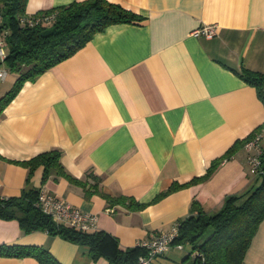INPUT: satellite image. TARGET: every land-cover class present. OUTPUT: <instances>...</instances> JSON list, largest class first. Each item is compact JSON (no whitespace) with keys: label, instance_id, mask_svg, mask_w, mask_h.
I'll list each match as a JSON object with an SVG mask.
<instances>
[{"label":"crops","instance_id":"1","mask_svg":"<svg viewBox=\"0 0 264 264\" xmlns=\"http://www.w3.org/2000/svg\"><path fill=\"white\" fill-rule=\"evenodd\" d=\"M71 1L26 0L23 14ZM109 1L143 19L95 32L25 81L2 110L0 192L17 197L42 187L96 213V229L125 249L169 230L190 214L192 200L210 213L228 195L256 185L239 141L264 126V103L240 72L264 73V0ZM207 24L216 25L215 36L194 34ZM12 77L2 90L0 83V96ZM50 149L60 151L65 171L80 182L54 174L42 180V167L30 173L19 162ZM223 156L209 176L191 181ZM173 183L186 185L156 200ZM105 194L144 206L127 208ZM0 244L41 246L61 264H107L104 257L93 259L85 244L46 230L24 231L16 218L0 216ZM173 247L162 256L177 258ZM0 264L41 263L0 255ZM243 264H264V220Z\"/></svg>","mask_w":264,"mask_h":264},{"label":"trees","instance_id":"2","mask_svg":"<svg viewBox=\"0 0 264 264\" xmlns=\"http://www.w3.org/2000/svg\"><path fill=\"white\" fill-rule=\"evenodd\" d=\"M25 2L26 0H0L1 22L7 31L5 57L0 65H4L7 72L16 74L11 87L0 96V116L25 81L33 80L49 67L76 52L95 32L110 24L143 19L134 11L109 0H73L66 5L32 14H52L53 20L50 23L37 22L29 25L20 23L17 18L24 15ZM240 76L255 87L258 98L264 103V73L243 68ZM245 140L239 142L244 143ZM237 147L235 143L227 153L231 154ZM227 156L215 160L204 175L191 181L205 179ZM19 162L28 167L30 173L42 167V180L50 174L76 180L65 171L60 162V151L57 149L39 152ZM258 178L259 182L249 190L228 195L217 211L206 212L198 201L192 200L190 214L177 221L178 235L172 240V244L186 243L189 246L187 256L196 251V255L191 258V264H243L258 225L264 220V174ZM185 185L173 183L156 200ZM38 193L39 188H31L24 190L20 196L1 199L0 216L16 218L24 231L46 230L49 234H58L73 242L85 244L93 259L104 257L107 264H138V257L145 254V248L139 244L120 249L117 239L104 230L83 231L56 224L36 206ZM105 197L110 202L131 209L144 206V203L126 195L105 194ZM0 255L32 256L41 264H61L47 249L37 245L0 244Z\"/></svg>","mask_w":264,"mask_h":264},{"label":"built area","instance_id":"3","mask_svg":"<svg viewBox=\"0 0 264 264\" xmlns=\"http://www.w3.org/2000/svg\"><path fill=\"white\" fill-rule=\"evenodd\" d=\"M20 23H27L32 25L37 22L50 23L53 20V15H19ZM2 16L0 12V62L5 57V37L6 29L2 26ZM195 35H203L205 37H213L216 35V25L207 24L196 29ZM7 71L4 67H0V79H5ZM262 137H264V126L256 129L244 142L246 150V163L249 173L252 176H260L264 174L262 169V152H264V144H262ZM6 198L0 192V200ZM36 206L41 212L50 216L51 220L56 224H63L83 231H93L96 229L97 214L93 212L82 211L79 208L71 205L58 195L45 191L42 187L39 188ZM107 211H112V208H107ZM178 235V223L175 222L167 231L152 232L149 237L139 243L146 250L145 254L138 257V264H153L156 256L165 254L171 246L183 249L186 243L172 244L173 238ZM196 251L189 253L193 258Z\"/></svg>","mask_w":264,"mask_h":264},{"label":"rangeland","instance_id":"4","mask_svg":"<svg viewBox=\"0 0 264 264\" xmlns=\"http://www.w3.org/2000/svg\"><path fill=\"white\" fill-rule=\"evenodd\" d=\"M12 75H13V73L9 72L7 77H5L4 80L0 79L1 90L4 88V86L5 87L8 86L9 82L13 78ZM262 141H264V137H262ZM258 182H259V179H257L255 181V184H257ZM174 247L172 250L175 249V251H177L175 253L177 258H175V257L167 258V257H163L162 255L156 256L154 258L155 264H191V262H192L191 257L187 256V251L190 249L189 246H186L183 249L177 248L176 246H174Z\"/></svg>","mask_w":264,"mask_h":264}]
</instances>
